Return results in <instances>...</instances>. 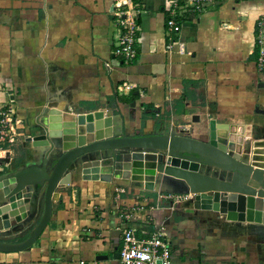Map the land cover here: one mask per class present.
I'll return each instance as SVG.
<instances>
[{
	"label": "crops",
	"instance_id": "0c3cea01",
	"mask_svg": "<svg viewBox=\"0 0 264 264\" xmlns=\"http://www.w3.org/2000/svg\"><path fill=\"white\" fill-rule=\"evenodd\" d=\"M133 1L136 57L124 62L112 54L114 0H0V109L11 111L0 142V187L40 164L44 149L31 138L42 134L50 113L101 111L112 133L126 136L175 132L205 141L211 121L241 126L250 136L240 158L264 168V78L255 67L264 0H213L185 16L169 51L167 0ZM125 85L130 90L119 93ZM130 95L132 102L118 99ZM143 113L151 116L144 122ZM182 195L169 181L145 191L121 178L82 180L72 169L55 189L35 243L0 252V264H119L125 228L142 237L157 227L169 237L174 264H264L263 225L187 213L189 206L177 209ZM26 226L0 240L25 239Z\"/></svg>",
	"mask_w": 264,
	"mask_h": 264
},
{
	"label": "water",
	"instance_id": "95a60500",
	"mask_svg": "<svg viewBox=\"0 0 264 264\" xmlns=\"http://www.w3.org/2000/svg\"><path fill=\"white\" fill-rule=\"evenodd\" d=\"M110 124L101 111L48 114L39 125L42 134L31 138L33 147L44 149L40 164L5 177L0 187V236L24 224L31 231L19 242L0 240V252L28 250L35 243L51 217L53 193L72 169L82 180L121 178L145 191L169 181L190 197L187 213L207 211L264 226V168L240 158L250 136L243 127L211 121L201 141L175 132L115 135Z\"/></svg>",
	"mask_w": 264,
	"mask_h": 264
},
{
	"label": "built area",
	"instance_id": "2783aa9c",
	"mask_svg": "<svg viewBox=\"0 0 264 264\" xmlns=\"http://www.w3.org/2000/svg\"><path fill=\"white\" fill-rule=\"evenodd\" d=\"M213 0H167L165 33L170 43L167 51L172 48L174 37L181 30L187 15L202 13L212 4ZM113 15L118 27V37L113 43L112 54L129 62L136 57L135 46L138 42L139 26L136 17L139 14L133 0H114ZM255 67L258 74L264 78V18H259L255 24ZM130 90L129 85L118 87L119 93ZM11 119V111L0 109V142L5 140V125ZM183 128V132H185ZM13 142V136L9 137ZM189 196H182L181 198ZM180 198V200H181ZM179 201V198H176ZM126 219L128 216H123ZM123 244L119 251V264H174L171 257V242L162 227H157L151 234L136 236L132 228L122 232Z\"/></svg>",
	"mask_w": 264,
	"mask_h": 264
},
{
	"label": "trees",
	"instance_id": "16d2710c",
	"mask_svg": "<svg viewBox=\"0 0 264 264\" xmlns=\"http://www.w3.org/2000/svg\"><path fill=\"white\" fill-rule=\"evenodd\" d=\"M136 97L134 95H130V97L128 98H123V97H118V99L123 102V103H129V102H132ZM151 107V106H149ZM151 109V108H149ZM150 116V114H146V113H143L142 115V121L144 122L146 119H148Z\"/></svg>",
	"mask_w": 264,
	"mask_h": 264
},
{
	"label": "rangeland",
	"instance_id": "374dc122",
	"mask_svg": "<svg viewBox=\"0 0 264 264\" xmlns=\"http://www.w3.org/2000/svg\"><path fill=\"white\" fill-rule=\"evenodd\" d=\"M183 196V195H182ZM184 196H188V195H184ZM189 200H190V197H188V198H186L185 199V197L184 198H181V206H178V208L177 209H181V210H184V208L185 207H187V206H189ZM179 205V204H178ZM183 206H184V208H183ZM185 211V210H184Z\"/></svg>",
	"mask_w": 264,
	"mask_h": 264
}]
</instances>
